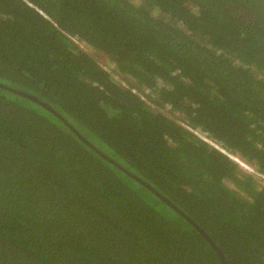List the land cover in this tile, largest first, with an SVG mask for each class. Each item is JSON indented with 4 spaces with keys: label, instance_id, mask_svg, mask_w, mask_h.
Instances as JSON below:
<instances>
[{
    "label": "trees",
    "instance_id": "obj_1",
    "mask_svg": "<svg viewBox=\"0 0 264 264\" xmlns=\"http://www.w3.org/2000/svg\"><path fill=\"white\" fill-rule=\"evenodd\" d=\"M138 3L0 0V264H264V0Z\"/></svg>",
    "mask_w": 264,
    "mask_h": 264
},
{
    "label": "rangeland",
    "instance_id": "obj_2",
    "mask_svg": "<svg viewBox=\"0 0 264 264\" xmlns=\"http://www.w3.org/2000/svg\"><path fill=\"white\" fill-rule=\"evenodd\" d=\"M130 2H132L133 4L135 5H138V0H129ZM80 48L86 52V54L90 55L95 61L96 63L102 68L104 69L106 72H108L114 80H116V82L123 86V87H126V88H132L134 89V92L136 93V95L144 102H146L148 105L152 106L153 105L148 101V98L150 97L149 94L153 93L152 91L150 90H147L146 88L144 87H140L137 86L131 79L129 78H125L123 76H120L118 75L116 72H115V69H113V66L109 65V62L104 60V62H100L99 59L95 56L94 52L92 50H90L89 48H86L84 46H80ZM161 111L162 114H164L165 116H167L168 118L170 119H174L173 116L169 115L168 114V110L166 109H163V110H159ZM237 164V162H235ZM239 168L242 172H246V173H249V171L245 170L244 167H242L241 165H239ZM255 178L257 179V181L260 183H262V180L258 177L255 176ZM228 185V184H227ZM228 187H231L230 185H228Z\"/></svg>",
    "mask_w": 264,
    "mask_h": 264
},
{
    "label": "water",
    "instance_id": "obj_3",
    "mask_svg": "<svg viewBox=\"0 0 264 264\" xmlns=\"http://www.w3.org/2000/svg\"><path fill=\"white\" fill-rule=\"evenodd\" d=\"M21 94V93H19ZM22 96L35 101L33 98L27 97L25 94H21ZM36 102V101H35ZM146 186V185H145ZM148 189L151 190L150 187L146 186ZM161 198V197H159ZM161 200L163 202H165V204H167L169 207H171L173 210H175L179 215H181L187 222H189V224L205 239V241L209 244V246L211 247V249L215 252V254L217 255L218 259L220 260L221 264H227L222 252L218 249V247H216V245L210 240V238L201 230L198 228V226L190 219L188 218L186 215H184L182 212L178 211L176 208L172 207V205H170V203H168L166 200L162 199Z\"/></svg>",
    "mask_w": 264,
    "mask_h": 264
},
{
    "label": "clouds",
    "instance_id": "obj_4",
    "mask_svg": "<svg viewBox=\"0 0 264 264\" xmlns=\"http://www.w3.org/2000/svg\"><path fill=\"white\" fill-rule=\"evenodd\" d=\"M136 94V93H135ZM200 136V135H199ZM200 137H202L204 140H206L203 136H200ZM199 138V137H198ZM201 139V138H200ZM202 140V139H201ZM203 140V141H204ZM235 162H237V164H239V165H241L242 167H244L245 168V170H247V168L245 167V166H247V165H245L244 163H242L241 161H238V160H236V159H233ZM248 171V170H247Z\"/></svg>",
    "mask_w": 264,
    "mask_h": 264
},
{
    "label": "built area",
    "instance_id": "obj_5",
    "mask_svg": "<svg viewBox=\"0 0 264 264\" xmlns=\"http://www.w3.org/2000/svg\"><path fill=\"white\" fill-rule=\"evenodd\" d=\"M133 92H134V90H133ZM135 93V92H134ZM195 135H197L199 138H201L202 140H204L202 137H200L198 134H196L195 133ZM205 142H207V143H210V142H208L207 140H204ZM246 168H247V170L250 172L251 171V168H249L248 166H245Z\"/></svg>",
    "mask_w": 264,
    "mask_h": 264
},
{
    "label": "bare ground",
    "instance_id": "obj_6",
    "mask_svg": "<svg viewBox=\"0 0 264 264\" xmlns=\"http://www.w3.org/2000/svg\"><path fill=\"white\" fill-rule=\"evenodd\" d=\"M249 173H251V174H256L252 169H251V171L249 172ZM258 177H260L263 181V183H264V177H262L261 175H259V174H256Z\"/></svg>",
    "mask_w": 264,
    "mask_h": 264
}]
</instances>
